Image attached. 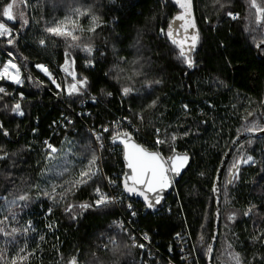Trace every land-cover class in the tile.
Instances as JSON below:
<instances>
[{
    "label": "trees",
    "instance_id": "trees-1",
    "mask_svg": "<svg viewBox=\"0 0 264 264\" xmlns=\"http://www.w3.org/2000/svg\"><path fill=\"white\" fill-rule=\"evenodd\" d=\"M7 2L0 0V11ZM192 3L199 32L192 68L176 58L178 49L160 34L161 28L167 31L168 21L180 11L171 0H26L27 6L20 8L28 25L21 27L19 17L16 23L4 21L13 28L14 44L9 45L7 39L1 44L13 53L22 68L23 85L14 89L12 84L5 83L8 95H0V124L9 133L5 137L0 132V155L9 154L7 159L0 160V221H3L0 229L11 233L5 237L0 232L4 257L0 264H10L21 248L29 254L23 264H68L72 257H76L78 264H140V251L126 234L114 228L119 215L115 206L99 210L74 208L72 213L64 210L69 203L91 204L96 199L95 187L104 189L101 174L64 200H60V195L53 200L43 194L46 191L53 195V186L56 192L63 191L64 182L75 179L78 169L86 163L89 148L96 150L76 116L79 111L87 113L83 119L95 126H105L120 116L130 115L141 127L139 143L153 149L151 145L159 129L166 141L161 148L163 156L172 154L174 145L175 151L192 157L191 166L169 199L171 211L140 214L135 225L151 237L165 257L177 263L175 236L181 231L187 233L200 263L206 264L207 246L213 234V184L219 164L246 124L255 119L264 126L260 116L264 60L255 51L256 44L264 41V27L255 23L249 0H192ZM258 3L264 4V0ZM77 7L89 10L87 16L79 19L80 27L87 29L92 15L98 20L95 32L90 35L94 48L91 56L80 49L68 48L61 38L44 31ZM228 12L238 14V19L233 20ZM42 38L43 46L39 44ZM66 51L68 65H65ZM261 52L264 54V49ZM1 56L2 64L9 59L4 53ZM88 59L93 66L86 67ZM133 61L143 71L136 83L145 89L140 94L125 96L122 80L126 78L118 73L124 66L132 68ZM36 65L55 69L62 78L61 88H56ZM65 67L74 71L78 79L87 77V87L81 95L68 96L67 86L72 77L63 74ZM155 80L161 83L146 87ZM13 91L11 97L9 93ZM18 93L23 94L22 100L17 98ZM153 100L155 106L149 107ZM16 103L21 105L22 116L11 111ZM173 134L177 137L174 142L170 140ZM66 138L73 141L77 159L63 175H57L55 170L48 174L54 166L49 167L45 160L44 141L58 148ZM241 155L253 156L255 163L241 164L238 177L228 184L229 167ZM102 162L109 175L116 165H123L119 156L106 150ZM97 164L100 168L99 159ZM21 195H27L28 199L18 200ZM220 199L221 221L213 264H231L227 255L229 244L232 252L240 254L242 264H264V243L253 239L264 233V137L247 138L235 148L221 177ZM12 200L16 203L10 204ZM135 205L144 208L139 202ZM251 205L256 208L244 216ZM229 213H235L231 222L226 221ZM159 260L160 264H168L165 258ZM150 264L158 263L150 259Z\"/></svg>",
    "mask_w": 264,
    "mask_h": 264
},
{
    "label": "snow or ice",
    "instance_id": "snow-or-ice-1",
    "mask_svg": "<svg viewBox=\"0 0 264 264\" xmlns=\"http://www.w3.org/2000/svg\"><path fill=\"white\" fill-rule=\"evenodd\" d=\"M218 2V0H217ZM171 3L174 6H178L180 11L172 18V20L168 21L167 31L165 29H160V34L165 36L170 43L178 49L177 59L185 64L188 68L194 67V59L193 53L195 51L196 45L199 41V32L196 30V24L193 17V3L192 0H171ZM20 5L27 6L26 0H9V2L2 5V11H0V17H3V20H0V37H6L7 43L9 45L14 44V36L13 28L9 27L7 22L16 23L17 18L19 17L20 26L24 27L28 25L29 21L25 18V12ZM223 6V5H221ZM249 6L251 9H254V17L255 23L258 26L264 27V4L258 3V0H249ZM89 14V10H81V8H73L71 10V14L66 15L63 19L58 20L52 23L50 26H46L44 31L49 33L53 37L61 38L68 48L70 49H80L81 51L91 56L94 52V48L91 44V36L85 38L82 36V33L85 31L84 28L80 27L78 24V20L81 16H85ZM227 15L231 17L233 20L238 19V14H233L228 12ZM75 17V19H73ZM91 24L87 28L89 33H94L96 27L98 26L96 21L97 17L92 15L90 17ZM179 21V25H176V22ZM182 30V32H181ZM191 30V32L189 31ZM245 31H248L247 25L245 26ZM40 45H45V40L42 38L39 40ZM264 46V41L261 43L256 44V48L260 49ZM9 57L13 56V53L9 51L7 53ZM65 65L69 63V53L66 51L65 53ZM123 59V58H122ZM74 62V61H73ZM133 63H137L133 61ZM93 66V61L88 59L86 61V67ZM41 71H43L46 75L49 76L51 79V74L48 72L47 68L44 65H36ZM64 71L72 77V82L67 86V94L69 97L74 95H81L83 89L87 87V77L77 78L76 73L74 71H69L68 67L64 68ZM138 74V73H137ZM0 80H10L13 83L21 84L22 80L20 79V68L16 63L13 62L12 59H9L0 66ZM52 83L56 85L59 89L61 88L60 84H57L54 79H52ZM160 84L161 81L155 80L149 82L148 86L150 87L151 84ZM132 91L130 87H123L122 93L123 95L127 96ZM0 93H5V89L0 87ZM107 95H111L108 93ZM95 100V97H92ZM156 101L153 100L149 107H154ZM185 110H187V105H184ZM11 111L18 115H23L21 111V105L16 103L12 106ZM249 116L252 113L248 114ZM143 119V117H140ZM126 119V118H125ZM71 123V121H69ZM117 127H119V121L114 122ZM130 123V121H129ZM104 132H108L109 129L107 127L103 128ZM159 129H156L157 132V139L156 145L159 146L161 144L166 143L165 140H161L159 138ZM243 131L248 134L254 133H264V126H261L256 122V120H252L248 124L244 126ZM0 132L7 137L9 133L6 130H3V125L0 124ZM237 132H240V129H237ZM95 139L98 142V147L102 149L103 145V137L101 134H95ZM184 135H187L185 133ZM176 135L173 134L170 137V140L174 142L176 140ZM239 139V136L237 137ZM111 141L115 144L119 141L120 144L123 145V158L126 161L127 168L131 170L130 174L125 173L122 179V187L125 193L130 195H138L143 198L146 206L148 208H153L154 204L160 202L162 198V192L164 189L169 187L170 180H169V173H175L179 175L180 170L187 164L189 157L187 154H180L175 151L174 145L171 146L172 155L165 159L159 150L157 151H149L147 148L142 147L136 143H132L131 136L127 132H120V131H113L111 135ZM235 143V142H234ZM249 144L252 143L251 140L248 141ZM46 145L45 151V160L48 163H52L53 161L57 160V153L60 151L55 148L52 144H50L47 140L44 141ZM2 151V150H0ZM90 155L86 156V163L80 168L77 178L65 181L64 185L61 186L63 188V192L60 194V200H64L68 194H74L75 190L82 185H86L89 181L93 180L97 175L100 174V168L97 164V160L99 159L96 150H92L89 148ZM8 153L4 152L3 155H0V160H4L8 158ZM14 155V154H13ZM255 163L253 156L248 155L244 157L241 155L240 157L234 158L232 165L229 167V175L230 179L228 180V184H231L237 177L239 173V167L241 164H249ZM67 169H65L66 171ZM43 174V173H42ZM57 175H63L62 172H57ZM108 184L111 186H115L116 181L112 179L106 178ZM38 187V185H33ZM55 187L53 186L52 192L55 193ZM218 189L214 186L213 192H217ZM46 196H49L51 199L55 200L56 197L54 195H50L48 192L43 193ZM94 195L96 199L93 200L91 204L88 203H81L79 205L75 204H67L65 207V212L72 213L74 208H78L80 210H86L89 208L94 209H101L102 207H107L109 204L117 202L116 197L109 196L107 193L102 192L99 186L95 187ZM227 195V192H225ZM20 201H25L28 199L27 195H21L17 197ZM16 200H12L10 204H15ZM128 209H132V205H127ZM256 208V205H251L244 213V216H249L253 209ZM52 209L49 208V213H51ZM131 215L135 216L136 213L131 211ZM235 213L230 215L228 219H234ZM72 218L75 219V214L72 215ZM7 219V217H5ZM3 223V221H0ZM51 227V225L49 226ZM16 229H13L12 232L14 233ZM27 231V229L25 230ZM0 232L3 233L5 237L10 236L11 233L3 231L0 229ZM261 236H264V233H258L254 240H260L261 243H264V240H261ZM144 239L147 240L148 236L145 234ZM203 240V237H201ZM112 243H115V240H112ZM137 247L143 248L144 245H136ZM232 245H227V252L228 258L231 261V264H242V259L239 253L231 251ZM212 252V246H207V254ZM27 255L25 254V249L21 248L16 256L11 258L10 264H23V262L27 259ZM3 252L0 250V261H3ZM68 264H78L76 257H72Z\"/></svg>",
    "mask_w": 264,
    "mask_h": 264
},
{
    "label": "built area",
    "instance_id": "built-area-1",
    "mask_svg": "<svg viewBox=\"0 0 264 264\" xmlns=\"http://www.w3.org/2000/svg\"><path fill=\"white\" fill-rule=\"evenodd\" d=\"M5 39V37H0V51L7 55V51L2 47L1 42ZM8 56V55H7ZM9 57V56H8ZM14 59L13 57H9ZM48 72L51 74V80L54 79L56 83L59 81V76L56 73L55 69L51 68L48 65H44ZM4 84L8 82V80L3 81ZM5 86H3L4 88ZM56 98H58V95H55ZM85 108V104H82ZM87 113L85 112H77L76 116L82 123L84 124V127L87 131V133L92 138V141L94 143V147L98 153L99 157V165H100V174L103 177L104 180V189H102V192L107 193L109 196L116 197L117 202L109 204L111 206H115L118 210L119 215L117 216V219L114 221V228L116 231L121 230L124 234H126L131 241V244L136 247L140 253H141V260L140 264H150V259L157 261L158 264H160V258H165L168 261V264H197L193 258L192 250H191V239L189 238L188 234L185 232H179L175 236V244L177 247V254L179 257V263L175 262L174 260H169L167 257H165L155 246L153 243L151 237L139 230L136 227V221H138L140 214H146L145 208L138 209L135 205V202L137 201L129 198L126 193L123 191L122 187V179L125 174V168L124 165L118 167L116 165L115 168L112 169L111 175L107 174V172L104 169L103 162H102V153L106 150L111 154H115L116 156H119L122 161V149L121 148H113L111 146V135L113 134V131H120V132H129L131 133L136 139L140 137L141 134V127L135 122V120L130 115H123L118 117L116 120L112 121L110 124H107L105 126H95L94 123H88L83 118L86 116ZM69 116L65 117L64 121L68 119ZM126 118V119H125ZM63 122L60 124L62 125ZM115 121H119V127L114 123ZM130 121V123H129ZM107 127L109 129L108 132H104L103 128ZM101 134L103 137V145L104 147L100 149L98 147V142L95 139V135L93 134ZM159 138L162 140V133L159 131ZM156 139H157V132L154 136V141L151 145L153 150H159L161 153L162 144L157 146L156 145ZM49 142V141H48ZM165 157V156H164ZM123 163V162H122ZM112 179L116 181L115 186H111L108 184L107 179ZM174 195V191L172 194L167 198V200L164 203V207L161 212L158 214H161L164 210L166 212L171 211V203L170 198ZM131 204L132 209L129 210L127 205ZM131 211H134L136 213L135 216L131 215ZM147 234L148 239L145 240L144 236ZM144 245L143 248L137 247L136 245Z\"/></svg>",
    "mask_w": 264,
    "mask_h": 264
},
{
    "label": "water",
    "instance_id": "water-1",
    "mask_svg": "<svg viewBox=\"0 0 264 264\" xmlns=\"http://www.w3.org/2000/svg\"><path fill=\"white\" fill-rule=\"evenodd\" d=\"M259 43H261V42H259ZM262 49H264V46H262L260 49H257L256 46H255L256 56L259 59H263L264 60V54H262V52H261ZM260 116H261V118H262V120L264 122V100L262 101ZM127 133H129V132H127ZM129 135L131 136V141L130 142L136 143L138 145H141L144 148H147L144 145H142L141 143H139V141L131 133H129ZM238 136H239V139H237ZM238 136H236L232 140V142H231L228 150L226 151L224 157L222 158V160H221V162L219 164L218 170L216 172V177H215V180H214L213 187L215 186L218 189V191L217 192H213L215 211H214V222H213V234H212V239H211V242H210V245L212 246V252L205 256L206 264H213L214 254H215V250H216V246H217V242H218V238H219V229H220V221H221L220 181H221V177H222L223 171H224V169H225V167L227 165V162H228L229 158L231 157L233 151L235 150V148L240 143H242L244 140H246L247 138H250V137L262 138V137H264V133L258 132V133H254V134H248V133L242 132ZM111 146L113 148H121L122 149V162H123V165H124V168H125V173L130 174L131 170L127 168L126 161L123 158V145L120 144L119 141H117L115 144H113L112 141H111ZM147 149L149 151H157V150H153V149H149V148H147ZM176 152L180 153V154H185L186 153V152H179V151H176ZM186 154L189 157V160H188L187 164L180 170L179 175H176L175 173H171V172L168 174L169 175V180H170L169 187L163 190V192L161 194L162 198H161L160 202L157 203V204H154L153 208H148L146 206L143 198L138 196V195H130L128 193H126V195L129 198L141 203L144 206V208H145V213L148 214V215H153V214H157V213L161 212L163 207H164L165 201L172 194V192L174 191L175 186L180 182V180L182 179L183 175L187 172V170L189 169V167L192 164V157L188 153H186ZM171 155L172 154H170L169 156H171ZM169 156H167V157L163 156V157L165 159H167Z\"/></svg>",
    "mask_w": 264,
    "mask_h": 264
},
{
    "label": "rangeland",
    "instance_id": "rangeland-1",
    "mask_svg": "<svg viewBox=\"0 0 264 264\" xmlns=\"http://www.w3.org/2000/svg\"><path fill=\"white\" fill-rule=\"evenodd\" d=\"M85 16H87V15H85ZM82 17H84V16H82ZM80 18H81V17H80ZM80 18H79V19H80ZM73 19H75V17H73ZM0 20H2V19L0 18ZM90 21H91V20H90ZM78 23H79V20H78ZM96 23H98V20L96 21ZM179 23H180V22L177 21V22H176V25L178 26ZM8 26H9V25H8ZM89 26H90V23L88 22V27H89ZM9 27H11V26H9ZM88 27H87V28H88ZM85 30L87 31V29H85ZM84 32H85V31H84ZM13 33H14V32H13ZM82 34H87V36L89 37V36L92 35L93 33H89V32L87 31V33H82ZM6 39H7V38L5 37L4 40H6ZM1 45H2V44H1ZM2 47H3V46H2ZM2 53H3V52L0 51V66L3 65V64L1 63V61H2V56H1V54H2ZM9 59H12V58H9ZM9 59H8V60H9ZM12 60H13V62L16 63V64L18 65V67L20 68V79L22 80V83H21V84H16V83H13V82L10 81V80H8L7 83L12 84L13 87H14V89H17V88H19V87H21V86L23 85L22 68L20 67V65H19L14 59H12ZM6 61H7V60H6ZM36 68H37V67H36ZM137 68H138V71H137ZM37 70H39L42 74H44V75L46 76V78H48V80L52 83V80L49 78L48 75H46V74H45L43 71H41L39 68H37ZM142 72H143V71H141L139 64H133L132 68H131V67L129 68L128 66H124V67L122 68V70L119 71L118 76H120V77H122V78H126V79H123V80H122V81L124 82V83H122V84H123L122 88H123V87H130V88H132V91H131L127 96H129V95H131V94H140V93L142 92V90L145 89V86L138 85V84L136 83V80H137L139 74L142 73ZM137 73H138V74H137ZM63 74L65 75L66 72L63 71ZM59 78H60V77H59ZM3 81H4V80H0V83H2V86H1V87H3V84H4ZM61 81H62V78L59 79V81H58L57 84H60ZM52 84H53V83H52ZM53 85L56 87L55 84H53ZM144 85H146V84H144ZM146 87L148 88V85H147ZM56 88H57V87H56ZM4 89H5V87H4ZM59 89H60V88H59ZM0 95H8V94H7V90L5 89V93H0ZM9 95H10L11 97L14 96V91L11 92V93H9ZM17 98H18L19 100H22V99L24 98V96H23L22 93H18V94H17ZM21 111H22V110H21ZM15 114H16V113H15ZM16 115H18V114H16ZM18 116H21V115H18ZM74 132H75V131H74ZM165 132L167 133L166 130H165ZM162 135H164V132L162 133ZM162 138H163V137H162ZM162 140H163V139H162ZM162 147H163V144H162ZM55 148H57V147H55ZM57 149L60 150V151L57 153V160L53 161L52 163H48L49 167H50V166H54L53 169H52L48 174H51V172H52L53 170H55L56 172H66V171L70 170L69 168L72 167V165L74 164L75 160L77 159V158L75 157V155H74V149H75V147H74V145H73V141H72L70 138H66V139H64V141H63V143L61 144V146L58 147ZM44 151H46V145H45ZM57 169H58V171H57ZM65 169H67V170L65 171ZM79 170H80V169H78V172H79ZM77 176H78V175H77ZM76 178H77V177H76ZM67 181H68V180H67ZM101 191H102V188H101ZM174 191H175V188H174ZM62 192H63V191H61V192H56V189H55V193H53V192H52V193H53V195L55 196V195H60ZM175 197L177 198V193H176V192H175ZM230 215H232V214L229 213L228 217H229ZM228 217H227L226 221H227V222H231L232 219L230 220V219H228ZM191 250H192V254H193V258H194L195 262H196L197 264H201V263H200V259H199V254H198V252H197V250H196V248H195V245H194L192 239H191Z\"/></svg>",
    "mask_w": 264,
    "mask_h": 264
},
{
    "label": "flooded vegetation",
    "instance_id": "flooded-vegetation-1",
    "mask_svg": "<svg viewBox=\"0 0 264 264\" xmlns=\"http://www.w3.org/2000/svg\"><path fill=\"white\" fill-rule=\"evenodd\" d=\"M191 32V30H189Z\"/></svg>",
    "mask_w": 264,
    "mask_h": 264
}]
</instances>
